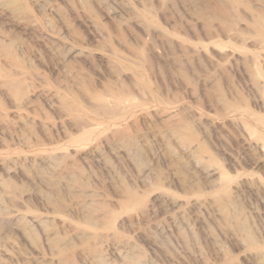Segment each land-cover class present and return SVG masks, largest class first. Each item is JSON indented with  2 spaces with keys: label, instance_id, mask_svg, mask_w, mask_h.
Here are the masks:
<instances>
[{
  "label": "rangeland",
  "instance_id": "obj_1",
  "mask_svg": "<svg viewBox=\"0 0 264 264\" xmlns=\"http://www.w3.org/2000/svg\"><path fill=\"white\" fill-rule=\"evenodd\" d=\"M195 2L1 0L0 264H124L105 233L149 264H264L263 0ZM69 170L108 211L91 239Z\"/></svg>",
  "mask_w": 264,
  "mask_h": 264
},
{
  "label": "bare ground",
  "instance_id": "obj_2",
  "mask_svg": "<svg viewBox=\"0 0 264 264\" xmlns=\"http://www.w3.org/2000/svg\"><path fill=\"white\" fill-rule=\"evenodd\" d=\"M232 1L235 2V3H239L242 0H232ZM189 2L192 3L193 5L196 3L195 0H189ZM215 2L218 3V4L225 5L227 3V0H215ZM262 5H264V0L262 2ZM0 6H4V4L1 3V0H0ZM259 19H257V21H256V19L252 20V21H255V22H253V24L251 26L252 27L251 29H253L255 31L254 34L256 33V37L258 38V41H259L258 43L260 44L258 46H260L262 48V49L259 48V50H261V51L263 50V52H264V19H262L261 16H260ZM28 25L31 28H33V29H39L40 28V26L37 23H34V22H29ZM43 25L46 26L45 27L46 30L51 34L49 36L50 48L54 52H56L57 55L62 56V54L63 55L64 54H71V55H74V56H82L84 54L83 50L76 49L73 46L69 45L68 43L64 42L60 38L59 34L56 33L57 31L55 32L53 27L50 26L51 24L48 21H46ZM233 34H231V36ZM235 36H236V34H235ZM232 37H234V36H232ZM234 38L236 39V38H239V37L237 36V37H234ZM244 41H242V42H244ZM261 51H259V52H261ZM167 118L169 120H173V116L171 114L167 115ZM51 160H52L51 157H47L45 159V162L48 164V163H50ZM4 169H5V167H4ZM75 174L71 170L65 171L62 174V178H61L62 184L65 187L70 188L72 190V194L79 196V199L75 198L76 200H75L74 203L78 207V209L81 211V213L85 216V218L87 220L85 227H83V228H81V227L80 228H74L73 231H74V234H75V236L77 238H80V239L90 238L91 239V238L95 237V234L92 233L93 229L97 230V228H99V230H100V229H102L100 227H103L102 225H104L106 227V225L109 223L108 222L109 220L105 224L102 223V221H103L102 219L107 218L106 216H107V212L108 211L106 209H103L104 206L101 208L102 201H101L100 197L97 194H95V195H97V196H95L93 194V192H91V190H88V189L84 188L83 186H82L83 188L79 187V185L77 186V184H75V182L73 181ZM72 181H73V184H75L76 186L71 184ZM1 204L2 203H1V200H0V217L2 215L1 214V207H2ZM13 219L15 221L23 222L26 225H29L31 227H35V228H38V229H44L51 222V219L49 217H46V216L37 215V214L19 213L17 211L13 212ZM100 220H102L101 221L102 224L98 223V222H100ZM104 222H106V220H104ZM44 230H46V229H44ZM46 237H47V240H48L49 243L52 242L51 246H50V250H51V247H52V249H55V251L59 250V245L56 246V244L58 242L56 244L53 243L54 242L53 240L57 239L55 237V233L53 232V230L52 231L50 230V232L48 231L47 234H46ZM99 237H102L105 240H107L108 237L111 238V240H109V239L108 240L111 241L110 243H111V245L114 248V252H115L116 256L122 262H124V264H147L148 263V262L146 263L143 260L138 259L137 257H135L136 256L135 254L133 255V251H134L135 245H134V243L129 241L130 239L129 240H128V238L127 239H122L123 237L121 238L119 236H118L119 238H116L117 236L115 237V235L113 233L112 234H106L105 233V235L104 234L102 236L99 235ZM96 239H98V238H96ZM97 241H99V239ZM109 241H108V243H109ZM100 244H101V242H100ZM99 251H96L95 253H92L91 255L89 254L90 255L89 259H90L91 262H95L96 264H103V263L106 262L104 260V254L105 253H102L101 250H99ZM257 256H259V255H257Z\"/></svg>",
  "mask_w": 264,
  "mask_h": 264
}]
</instances>
